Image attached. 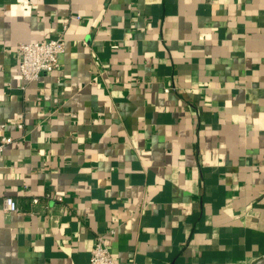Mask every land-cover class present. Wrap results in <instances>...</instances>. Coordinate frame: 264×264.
<instances>
[{
  "label": "crops",
  "instance_id": "obj_1",
  "mask_svg": "<svg viewBox=\"0 0 264 264\" xmlns=\"http://www.w3.org/2000/svg\"><path fill=\"white\" fill-rule=\"evenodd\" d=\"M3 138L0 264L263 259L264 0H0Z\"/></svg>",
  "mask_w": 264,
  "mask_h": 264
},
{
  "label": "built area",
  "instance_id": "obj_2",
  "mask_svg": "<svg viewBox=\"0 0 264 264\" xmlns=\"http://www.w3.org/2000/svg\"><path fill=\"white\" fill-rule=\"evenodd\" d=\"M66 48V39L61 33L56 39L36 42L21 43L18 52L21 56L19 72L25 82H35L42 74L53 73L60 66L59 56L64 53ZM114 50L118 49V45L112 46ZM168 92L169 89H166ZM22 128V125L18 126ZM12 138H3L0 140V153L5 145L10 144ZM58 201H63L59 197ZM39 200L35 199L34 204H38ZM3 209L5 213H16L19 211L17 202L12 197H6L3 201ZM89 264H116L106 242L104 236H98L95 240Z\"/></svg>",
  "mask_w": 264,
  "mask_h": 264
},
{
  "label": "water",
  "instance_id": "obj_3",
  "mask_svg": "<svg viewBox=\"0 0 264 264\" xmlns=\"http://www.w3.org/2000/svg\"><path fill=\"white\" fill-rule=\"evenodd\" d=\"M258 264H264V258L260 260Z\"/></svg>",
  "mask_w": 264,
  "mask_h": 264
},
{
  "label": "rangeland",
  "instance_id": "obj_4",
  "mask_svg": "<svg viewBox=\"0 0 264 264\" xmlns=\"http://www.w3.org/2000/svg\"><path fill=\"white\" fill-rule=\"evenodd\" d=\"M260 262V260H258V261H256V262H254L253 264H258Z\"/></svg>",
  "mask_w": 264,
  "mask_h": 264
}]
</instances>
